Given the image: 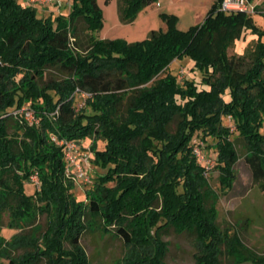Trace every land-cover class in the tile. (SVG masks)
Instances as JSON below:
<instances>
[{
	"label": "trees",
	"instance_id": "16d2710c",
	"mask_svg": "<svg viewBox=\"0 0 264 264\" xmlns=\"http://www.w3.org/2000/svg\"><path fill=\"white\" fill-rule=\"evenodd\" d=\"M118 1L120 20L131 23L157 0ZM221 2L214 0L204 21L187 31L177 28L175 15L160 13L164 30L127 43L91 34L103 27L96 0H71L68 15L55 19L0 0V212H8L9 229L20 230L0 237V264H88L80 246L86 216L122 240L124 264H167L169 231L193 236V264H264V255L219 226L217 195L193 152L203 144L225 192L240 141L264 195V31L249 14L219 11ZM244 31L257 42L241 70L227 49ZM183 59L201 85L170 73L156 79ZM52 70L63 77L45 79ZM81 92L91 95L88 111L74 108ZM23 106L36 124L13 117ZM52 136L91 140L93 163L104 173L86 203L76 200L64 147ZM34 174L38 189L27 194ZM39 216L47 218L43 231L31 229Z\"/></svg>",
	"mask_w": 264,
	"mask_h": 264
},
{
	"label": "rangeland",
	"instance_id": "374dc122",
	"mask_svg": "<svg viewBox=\"0 0 264 264\" xmlns=\"http://www.w3.org/2000/svg\"><path fill=\"white\" fill-rule=\"evenodd\" d=\"M24 6L33 8L36 16L51 17L55 19L58 15L67 16L70 11L71 0H53L50 3H29V0H18ZM103 18V27L100 31L91 34L97 39L115 40L121 39L127 43H134L144 40L150 31L165 29L164 22L159 18L160 13L175 15L178 19L177 28L187 31L191 27L200 25L214 0H157L155 3L140 10L131 23H123L118 12V0H96ZM249 7L254 11L249 14L254 24L264 31V0H249ZM79 26H82L80 24ZM264 41V38L261 39ZM257 42V36H253L249 31H244L241 37L227 49L230 58L240 59L241 70L250 65V53ZM190 63L186 59L174 62L167 71L159 75L156 79L164 77L167 73L173 74L181 82L194 80L200 84L201 75L195 71H190ZM190 71V72H189ZM61 79L63 76L55 70L47 71L45 79L48 77ZM201 85V84H200ZM22 108H25L24 106ZM77 111H88L82 99L74 104ZM15 117V116H13ZM27 118V117H26ZM29 118V117H28ZM223 124L231 127L233 124L229 118H223ZM232 139L237 138V133L233 131ZM214 141L209 140V144ZM91 140L85 139L75 143V150L70 154L66 162V171L74 183L73 194L77 201H85V194L90 190L95 178L104 173L102 169L93 163V152L90 149ZM104 143L97 142V149L101 150ZM239 160L234 172L235 179L232 187L222 192L218 184V171L215 163L210 161L206 177L210 188L217 195L216 209L218 214V224L223 230L235 233L242 243L255 252L257 255H264V195L253 183L250 168L244 161V149L241 142L236 144ZM31 183L26 186V193L32 194L38 189V185ZM9 214L7 211L0 212V237L8 240L13 234L20 230L8 228ZM47 218L37 217L31 229L43 231ZM168 244L165 257L167 264H193L196 250L194 248L193 236L187 233L180 235L169 231L163 237ZM80 246L84 250L88 264H124V256L127 247L122 240L112 232H104L102 222L98 218L86 216V230L81 235ZM223 263L226 262L222 258ZM242 264H253L245 262Z\"/></svg>",
	"mask_w": 264,
	"mask_h": 264
},
{
	"label": "built area",
	"instance_id": "2783aa9c",
	"mask_svg": "<svg viewBox=\"0 0 264 264\" xmlns=\"http://www.w3.org/2000/svg\"><path fill=\"white\" fill-rule=\"evenodd\" d=\"M52 1L53 0H29V3L46 4V3H50ZM219 11L224 12V13L242 12V13H246V14H251L254 11V8L251 9L249 7L248 0H222V2L219 5ZM76 91L78 92L79 90H76ZM79 96L81 97L83 103L85 102L86 98L91 97L90 94L82 93V92L79 94ZM18 113L22 114L24 116V120L28 124L32 125V124L37 123V121L34 118L33 113L31 111L27 110L26 108H21L20 110L14 112L13 115L16 116V114H18ZM51 140L53 142H55L57 145L64 147L65 161L67 162L70 154L76 148V146H75L76 142H66L63 140H57V138L54 136L51 137ZM193 152H194L198 162L202 163L204 165V169L208 170L209 163H210V161H213V160H211L205 156V153L203 151V144L200 143L199 145H196L193 149ZM205 172H206V170H205ZM66 173H67V171H66ZM31 180L33 182H35L37 185L39 184L36 174H34L31 177Z\"/></svg>",
	"mask_w": 264,
	"mask_h": 264
},
{
	"label": "crops",
	"instance_id": "0c3cea01",
	"mask_svg": "<svg viewBox=\"0 0 264 264\" xmlns=\"http://www.w3.org/2000/svg\"><path fill=\"white\" fill-rule=\"evenodd\" d=\"M249 1V0H248ZM253 36H255L256 37V35H253Z\"/></svg>",
	"mask_w": 264,
	"mask_h": 264
},
{
	"label": "water",
	"instance_id": "95a60500",
	"mask_svg": "<svg viewBox=\"0 0 264 264\" xmlns=\"http://www.w3.org/2000/svg\"><path fill=\"white\" fill-rule=\"evenodd\" d=\"M0 66H1V63H0Z\"/></svg>",
	"mask_w": 264,
	"mask_h": 264
}]
</instances>
